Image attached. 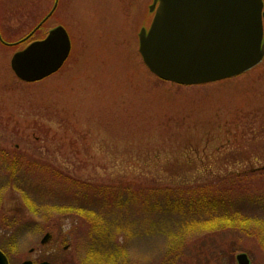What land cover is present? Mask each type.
<instances>
[{"label":"rangeland","instance_id":"374dc122","mask_svg":"<svg viewBox=\"0 0 264 264\" xmlns=\"http://www.w3.org/2000/svg\"><path fill=\"white\" fill-rule=\"evenodd\" d=\"M54 1L0 0V249L10 264H238L243 253L264 264V173L242 175L264 168V60L238 77L177 85L139 52L153 0H60L38 31ZM59 25L72 41L65 65L19 80L13 54ZM60 173L131 197L121 221L105 204L90 218L101 223L102 247L78 216L93 198L58 185ZM192 187L231 193L249 222L207 224L202 213L197 224L143 201L150 192L151 205L165 206L174 189L186 197ZM184 228L186 245L171 250Z\"/></svg>","mask_w":264,"mask_h":264},{"label":"water","instance_id":"95a60500","mask_svg":"<svg viewBox=\"0 0 264 264\" xmlns=\"http://www.w3.org/2000/svg\"><path fill=\"white\" fill-rule=\"evenodd\" d=\"M149 12L139 52L159 79L207 84L242 75L264 60L263 0H153ZM71 47L68 32L59 25L45 39L16 51L11 68L19 80L39 82L61 69ZM237 261L251 264L245 253ZM0 264H10L1 250Z\"/></svg>","mask_w":264,"mask_h":264},{"label":"trees","instance_id":"16d2710c","mask_svg":"<svg viewBox=\"0 0 264 264\" xmlns=\"http://www.w3.org/2000/svg\"><path fill=\"white\" fill-rule=\"evenodd\" d=\"M258 66L259 67H262ZM3 152V151H1ZM262 174L264 173V168L261 169H255L253 170L251 173L248 174H242L243 176H247L250 174ZM238 177H242L241 175ZM58 185L63 186L64 188H72V189H76L79 188L78 190L81 191H86L87 192V196H90L92 199V202H94L93 204H95L93 207H89L86 208L85 206H80L79 210L81 211L82 214H78V216L81 218L82 220H86L87 222H89V224H93L95 226V232L90 231L89 228H87L85 231H87L89 233V235L91 233L96 234L97 232L100 234L98 235L97 240L98 244L96 243L95 246L96 248L102 247L103 243L105 241V239L103 238V236H101V229H100V221L99 219L95 222L92 221V215L99 214V211L101 210L103 204H105V210L107 211V213H110L111 215L115 216L114 217H110L111 218V222L112 223H117L119 220L121 221V217L119 214H121V212H123L124 208L128 209L127 205L129 203V201L131 200L130 198H127L125 200V198H122L120 196V192L119 189L115 188L114 186L110 185L107 188H103V187H99L98 185H95L94 183H88L79 179H76L75 177L72 176H67L65 175V173H60L59 177H57ZM180 189V188H179ZM175 190L178 189H174L173 190V197L169 196L170 194H167V199H166V205L163 206L161 203H159V201H155V204L153 203V205L150 204V200L148 199V193L150 192H144L142 193L143 195V201L145 204H148L149 209L152 212L158 213L157 211H159L160 209L164 212H166L169 215H178L179 219H180V215L181 213H184V217L188 218L190 217L192 214H194V216L197 218V220H195V222L197 221V224L200 222L201 217H199L200 214H205L209 216V219L207 222V224H212L215 223V221H223V224H227V226H231L229 224H233V226H236L238 228L239 225L245 224L246 222H249V218L246 216V214H242L241 209L239 208V205L237 204L238 199L235 198V196H233L231 193L230 194H221L218 196H215L214 194L212 195H206L205 194H199V187H192L188 189V193H192V195L188 194V196H184L183 193L185 191L183 190H178L175 193ZM152 194L155 195H159V192L157 191H151ZM151 194V193H150ZM101 195V196H100ZM107 195V196H106ZM132 195V194H131ZM141 196V194H139ZM138 192H137V196ZM105 196V197H104ZM153 199H156V197L154 195H151ZM99 197V198H97ZM259 200L260 197H257L255 195H253L252 200ZM152 203V202H151ZM34 207V206H33ZM164 208V209H163ZM103 209V208H102ZM180 211H186V212H180ZM160 212V211H159ZM97 217V216H96ZM99 217V216H98ZM100 218V217H99ZM91 221V222H90ZM182 222V221H181ZM193 223V221H189L188 224L185 226V228L187 229V226L189 225V223ZM110 223V224H112ZM156 223V221H153L151 223L152 227H154V224ZM159 224V223H158ZM215 225V224H213ZM220 226V225H219ZM226 226V225H224ZM245 226V225H244ZM99 227V228H98ZM181 231L182 229H179L177 234H179V238L177 237V242L180 244V241L182 242V244L184 243L182 240L179 241V239L183 238L181 235L183 234V236H185L188 231L187 230ZM246 229V226H245ZM244 229V230H245ZM181 234V235H180ZM86 237V236H85ZM94 244V243H93ZM184 245H186V242L184 243ZM184 245L181 246H172L171 250H175V251H180L181 249L184 248ZM94 247V246H93ZM96 248L94 247V249H91L92 252H90V254L97 255V251ZM186 248V246H185ZM96 253V254H94ZM101 263V262H100Z\"/></svg>","mask_w":264,"mask_h":264},{"label":"flooded vegetation","instance_id":"af4514ba","mask_svg":"<svg viewBox=\"0 0 264 264\" xmlns=\"http://www.w3.org/2000/svg\"><path fill=\"white\" fill-rule=\"evenodd\" d=\"M59 3H60V0H55L54 1V6L51 9V11L39 22L40 23L39 24L40 26L37 29L38 31H41V29L49 21V19H51L55 15V13L57 12V10L59 8ZM55 5H56V8H55ZM263 23H264V0H263ZM48 32H49V30H45L43 37L39 38L38 40H41V39L45 38V36L48 34Z\"/></svg>","mask_w":264,"mask_h":264},{"label":"bare ground","instance_id":"6f19581e","mask_svg":"<svg viewBox=\"0 0 264 264\" xmlns=\"http://www.w3.org/2000/svg\"><path fill=\"white\" fill-rule=\"evenodd\" d=\"M151 18H152V16H151ZM151 18H150V20H151Z\"/></svg>","mask_w":264,"mask_h":264}]
</instances>
